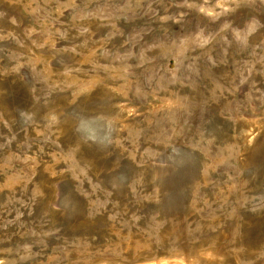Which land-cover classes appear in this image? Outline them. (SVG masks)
<instances>
[{
	"label": "rangeland",
	"instance_id": "374dc122",
	"mask_svg": "<svg viewBox=\"0 0 264 264\" xmlns=\"http://www.w3.org/2000/svg\"><path fill=\"white\" fill-rule=\"evenodd\" d=\"M0 264H264V0H0Z\"/></svg>",
	"mask_w": 264,
	"mask_h": 264
}]
</instances>
